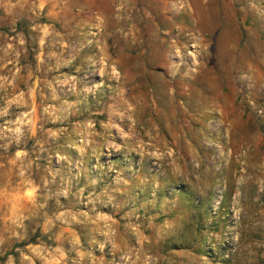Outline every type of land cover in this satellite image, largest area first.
<instances>
[{"label":"rangeland","instance_id":"rangeland-1","mask_svg":"<svg viewBox=\"0 0 264 264\" xmlns=\"http://www.w3.org/2000/svg\"><path fill=\"white\" fill-rule=\"evenodd\" d=\"M0 264H264V0H0Z\"/></svg>","mask_w":264,"mask_h":264}]
</instances>
